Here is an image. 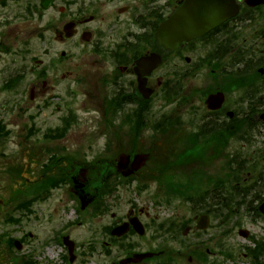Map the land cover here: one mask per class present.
I'll use <instances>...</instances> for the list:
<instances>
[{
    "label": "flooded vegetation",
    "instance_id": "af4514ba",
    "mask_svg": "<svg viewBox=\"0 0 264 264\" xmlns=\"http://www.w3.org/2000/svg\"><path fill=\"white\" fill-rule=\"evenodd\" d=\"M184 1L0 0V177H6L8 163L1 159L11 154L18 193L26 197L32 191L34 205L54 197L39 186L57 176L86 210L100 202L101 195L87 188L95 178L109 179L116 188L120 182L147 186L149 199L166 202L158 187L168 173L176 179L178 194L168 198L179 204L175 218L184 237L230 226L232 201L247 202L249 215L263 221L258 208L264 202V2L234 0L233 17L173 48L157 32ZM151 55L160 64L139 78V60ZM76 99L80 109L88 101L94 113L111 121L116 156L101 166L103 172L55 157L70 152L66 144L76 138L63 130ZM77 121L86 129L93 118ZM248 152L255 163H231L232 155ZM140 155L152 167L139 168ZM56 164L63 169L57 174ZM204 206L209 226L200 232L195 226L204 212L182 216ZM39 207L37 215L32 211L34 220L44 217ZM136 208L111 214L102 231L110 234L137 217L143 234L130 228L110 244L127 251L124 258L156 253L137 264H160L166 220ZM213 213L218 224L211 222ZM249 218H243L244 227L255 223Z\"/></svg>",
    "mask_w": 264,
    "mask_h": 264
},
{
    "label": "rangeland",
    "instance_id": "374dc122",
    "mask_svg": "<svg viewBox=\"0 0 264 264\" xmlns=\"http://www.w3.org/2000/svg\"><path fill=\"white\" fill-rule=\"evenodd\" d=\"M56 94L61 95V93H57V92ZM80 103H81V100H79V103H77L76 106H80ZM83 110H84V107H83ZM87 110H90V107L88 105H86L84 111H87ZM80 115L84 119H86L85 116H88L86 114H83V112H81ZM91 115L98 117L94 113H91ZM94 125H95L94 120L93 122H87L85 124L87 130H89L88 128L89 126H92V129H91V132L88 131L87 133L84 134L83 133L84 124L82 123V126L79 128L78 132H75L76 138L70 139L68 141V144L66 145L70 149L74 151H78L79 148H82L88 142V138L93 136ZM95 142L97 143L98 147H103L105 140L99 136ZM6 183H7L6 181H3L0 183V198L2 199L3 203L8 204V203H11V198L9 196L10 195L9 190L7 188L2 187V185ZM148 195H149L148 193H145L144 195L143 194L138 195V196L130 195L127 197H123V199L120 200L118 206L112 207L113 208L112 211H115V213H118V214H123L125 213L126 209L130 207V203H135L136 205H140L144 207V209L149 211L150 214H154V212L148 210V208H152L153 211H155V213L159 215V217L169 219L171 216V213H174L173 207L167 206L168 208H165L164 206L161 207V206L149 205L148 204L149 201L146 198V196ZM65 197H66V194H63V198ZM63 198L60 197L58 194H55L52 200H50L49 202L39 207V212H41V214L44 215V217L40 218L41 220L38 223H34L32 220L30 221V223L23 225L21 228L23 232H28V233L33 234L32 240L28 242L30 243V246H32L31 250H36V252H34V256L36 257L40 256V258H42L46 255V251L42 249V246H41L42 243L47 241L49 238H51V236L56 231L59 230V228L62 226V224L65 223L66 220L72 221V220L77 219L72 203L71 202L64 203ZM110 205L112 206V204ZM64 206L68 207L69 211H66ZM54 211L56 212L53 214ZM47 215H52V216L50 219L47 220L46 218ZM85 221L87 222H85L84 224L80 226H77V227H74L68 230L69 235L72 239H74L80 245L81 244L85 245L84 247H81L80 249L87 248V245L89 242H94L93 240L97 241L100 239L98 236H95L94 233L98 232V229L102 225H107L110 222V217H109V214L102 216L101 219L97 217L92 218V219L89 217L88 218L86 217ZM22 231L18 229H14V226L10 227V226H3L0 224V234L2 232H5V233L10 234L12 237L16 238L21 235ZM250 231L256 237L260 235L256 227H253V230H250ZM101 238L103 239V237ZM210 238H212L211 235H207L206 237L203 238V240L206 241ZM227 245L230 248H234L232 253L233 254L235 253L234 256L236 255L235 257H238L236 259H239V258L242 259V256H241L242 253L239 250L238 246L242 247V246L250 245V247H252V243L245 241L243 238H240L239 236H237V234L233 235L231 238L227 240ZM168 246L170 248H176V249L178 248V246H175L173 244H170ZM46 247L49 249H55L56 251L60 250V249H56L57 246L52 245V244L46 245ZM96 247H97V251L91 258L85 259L86 260L85 263L83 262L80 263L79 261L76 264H112L113 259H115V257L120 255L118 250H113L111 257H107L106 255L103 254V251L101 250L99 246H96ZM2 248L3 246L0 247V264H7L8 262L7 257H6V254L3 252ZM27 249L29 248L27 247L24 250L27 251ZM218 250L219 249L216 248V251ZM41 252H44L43 255H41ZM179 257L180 259L183 260L182 264H188L187 260L191 258V255L189 254L188 251L182 250V252L179 253ZM212 258H215L217 260H222V258H220L218 254L212 257H209L210 260ZM48 260L50 261L49 258ZM229 264H249V260L242 259V261H232V263H229Z\"/></svg>",
    "mask_w": 264,
    "mask_h": 264
},
{
    "label": "water",
    "instance_id": "95a60500",
    "mask_svg": "<svg viewBox=\"0 0 264 264\" xmlns=\"http://www.w3.org/2000/svg\"><path fill=\"white\" fill-rule=\"evenodd\" d=\"M224 0H201V5L203 6V13L206 15L207 25L213 26L222 20H224L226 16V12L224 10L218 9L224 4ZM180 22L183 26L186 25V20L184 18L180 19ZM193 36L189 34V37Z\"/></svg>",
    "mask_w": 264,
    "mask_h": 264
},
{
    "label": "trees",
    "instance_id": "16d2710c",
    "mask_svg": "<svg viewBox=\"0 0 264 264\" xmlns=\"http://www.w3.org/2000/svg\"><path fill=\"white\" fill-rule=\"evenodd\" d=\"M253 254L255 255L256 253L254 252ZM253 259H255V261H257V257L256 256L255 257L253 256Z\"/></svg>",
    "mask_w": 264,
    "mask_h": 264
}]
</instances>
